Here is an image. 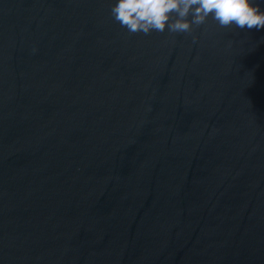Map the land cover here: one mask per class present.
<instances>
[{"label": "water", "instance_id": "1", "mask_svg": "<svg viewBox=\"0 0 264 264\" xmlns=\"http://www.w3.org/2000/svg\"><path fill=\"white\" fill-rule=\"evenodd\" d=\"M115 3L0 0V264H264V29Z\"/></svg>", "mask_w": 264, "mask_h": 264}, {"label": "clouds", "instance_id": "2", "mask_svg": "<svg viewBox=\"0 0 264 264\" xmlns=\"http://www.w3.org/2000/svg\"><path fill=\"white\" fill-rule=\"evenodd\" d=\"M111 14L132 34L191 33L209 17L221 28L264 29V10L256 0H116Z\"/></svg>", "mask_w": 264, "mask_h": 264}]
</instances>
